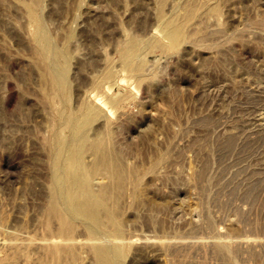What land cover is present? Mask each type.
Here are the masks:
<instances>
[{
    "label": "rangeland",
    "instance_id": "rangeland-1",
    "mask_svg": "<svg viewBox=\"0 0 264 264\" xmlns=\"http://www.w3.org/2000/svg\"><path fill=\"white\" fill-rule=\"evenodd\" d=\"M159 3L0 0L3 264L56 263L47 250L51 239L61 243L58 221L46 214L49 140L62 115L95 104L96 96L109 101L106 116L91 119L86 135L89 142L103 140L110 160L118 156L125 181L117 219L125 233L140 237L122 262L230 264L211 244L227 240L236 264H264V0ZM29 6L54 44L47 60L64 82L54 108L42 94L41 40ZM188 6L196 13L187 25L191 40L166 48L168 28ZM133 41L139 43L136 60L144 61L141 81L123 61ZM109 71L114 77L106 80ZM84 159L93 164L96 157L89 149ZM101 183L110 184L112 196L118 192L109 168L93 175L94 189ZM76 217L70 234L85 239L84 219ZM145 236L152 246H173L135 253ZM78 244L70 264H96Z\"/></svg>",
    "mask_w": 264,
    "mask_h": 264
},
{
    "label": "bare ground",
    "instance_id": "bare-ground-1",
    "mask_svg": "<svg viewBox=\"0 0 264 264\" xmlns=\"http://www.w3.org/2000/svg\"><path fill=\"white\" fill-rule=\"evenodd\" d=\"M162 1L163 0H160L159 4H161ZM28 12L31 20L38 29L35 35L39 41L41 40V44H38L36 52L39 55L40 66L43 73L42 78L44 87L42 94L45 101L54 108L58 104L55 97L61 89V85L64 83L59 81V77L61 76L60 68L58 69L59 71H56L51 67L52 64H49V59L47 60L48 49L50 48L53 54L54 48H51L53 47L51 45L54 44L49 41L47 35L42 31L39 18L34 11V6H29ZM195 14V9L188 6L185 9L183 18L180 21L171 23L167 32L168 42L166 48H172L176 46L180 40H185L190 37L187 35V25ZM138 50L139 43L133 41L124 53L123 61L124 65L133 71L136 79L141 81L145 76L143 72L144 61L136 60ZM60 52L59 54L62 53ZM65 52L64 54H66ZM60 56L62 55H56L55 57L58 60ZM65 60L66 59H64V61ZM60 61H62V59ZM51 62L53 61H50V63ZM62 62H60V67H62ZM58 63L59 62H57V64ZM65 63H67V61H65ZM113 77L114 72L109 71L106 75V80L112 79ZM95 100V104L84 103L77 113L74 112L69 116L67 114L65 117L62 115L61 119L59 118L60 121L56 123L55 129L53 128L55 130L54 138L49 140L51 141V150L50 153H48L50 155V167L53 169V174L51 173V199L47 204L46 214L48 219L58 221L59 231L61 232V243H58L60 242L58 239H51L49 241L50 245L47 246L49 253L56 259L55 264H70V262L75 261L79 254V251L77 252L76 250L78 243L79 246L84 245V247L88 248H86L87 250L85 251L90 250L94 254L96 264H124L122 259L140 239V237L134 234L125 233L120 227L119 219H117V203L121 195L124 194L122 190L124 191L123 181H125L124 172L120 166L118 156H114L112 160L109 159L108 153L104 149L105 145L103 140L88 141V132L85 130L88 128V122L91 119L106 116L105 109H107V103L109 102L97 96ZM55 110H57V108H55ZM52 119H54V117ZM53 122L52 120L50 124L52 125ZM226 138V140H223L225 141L224 144L228 146L232 142V137H227L226 135ZM223 140L217 141L223 142ZM89 149L93 152L94 157H96L93 164H88L84 159V153ZM203 166H205L204 163ZM205 167L202 170L203 172ZM107 168L111 170L112 176L115 178V187L118 189V192L114 196L110 194L111 186L108 183H101L102 185H100L99 188L97 187L98 189H94L92 186L93 175L98 170ZM200 175L204 174L200 173ZM67 209L70 210V212ZM77 214L83 217V222L89 233L85 239H79L70 234L75 228L76 221L78 219L80 220V217H76ZM143 241L144 243L140 245L139 248H136V251H134L135 253L155 255L158 253L159 249L169 251L173 246V243L170 241L167 243H159L158 245L160 247L152 246L153 244H150L151 241L148 236H145ZM201 242L202 241L197 240L193 243L198 244ZM211 244L213 245L214 252L228 258L230 264H236L230 254L231 242L227 240H216L212 241ZM2 259V256H0V260ZM0 264H3V262L1 261Z\"/></svg>",
    "mask_w": 264,
    "mask_h": 264
}]
</instances>
